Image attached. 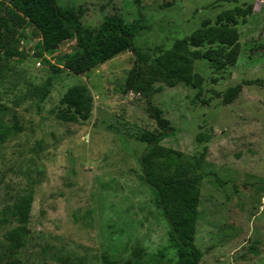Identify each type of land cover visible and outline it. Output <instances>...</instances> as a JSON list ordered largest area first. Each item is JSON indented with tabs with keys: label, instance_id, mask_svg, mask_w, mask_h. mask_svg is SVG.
<instances>
[{
	"label": "rangeland",
	"instance_id": "1",
	"mask_svg": "<svg viewBox=\"0 0 264 264\" xmlns=\"http://www.w3.org/2000/svg\"><path fill=\"white\" fill-rule=\"evenodd\" d=\"M249 2L252 14L237 26L235 65L217 69L202 58L195 61L198 86L153 85L163 127L128 85L133 51L79 75L63 68L79 49L75 39L39 58L38 30L31 23L18 29L12 44L25 57L0 53V123L17 129L0 144V212L28 190L35 194L24 247L7 240L16 223L0 227V264H176L175 249L161 262L151 259L169 246V228L140 162L148 145L141 136L164 129L172 134L158 144V169L180 157L202 175L201 264H264V0H57L81 9L93 29L109 16L133 23L134 45L150 54ZM76 84L90 90L91 115L63 120L70 110L60 100ZM237 85L242 90L227 99Z\"/></svg>",
	"mask_w": 264,
	"mask_h": 264
},
{
	"label": "trees",
	"instance_id": "2",
	"mask_svg": "<svg viewBox=\"0 0 264 264\" xmlns=\"http://www.w3.org/2000/svg\"><path fill=\"white\" fill-rule=\"evenodd\" d=\"M5 0H0L3 5ZM4 14L0 13V53L8 58L25 57V52L12 44L18 29L31 23L40 33L36 56L44 58L58 45L68 39H75L78 50L69 54L63 68L75 74H86L96 66L116 55L131 50L135 55V65L128 81L129 87L144 96L159 126L165 119L161 110L152 104L153 85L162 82L169 87L180 83L198 86L195 61L206 58L217 69L235 65L240 56V33L238 24L247 20L253 12V3L226 9L218 13L214 20L205 19L191 34L176 39L168 49H156L145 53L134 45L135 26L116 16L106 17L96 29L85 26L79 11L73 7H61L57 0H8L4 4ZM208 46L207 50L204 48ZM53 72L62 67L50 64ZM242 85L230 88L225 97L235 98ZM60 103L70 112L59 115L68 121L89 119L93 97L88 87L76 84L67 89ZM16 127L0 123V144L16 132ZM172 133L168 129L160 132L147 131L141 136L148 143L146 152L140 158L144 180L153 189L157 204L169 228V246L153 254V261H163L166 249L177 252L176 264H201L204 252L195 243L199 218L201 174L180 158H167L163 170L158 169L156 157L158 144ZM34 190L24 193L12 206L0 212V227L16 223L8 230L6 237L12 249L25 246L29 233ZM141 254V249L137 250ZM135 264H140L136 261Z\"/></svg>",
	"mask_w": 264,
	"mask_h": 264
},
{
	"label": "water",
	"instance_id": "3",
	"mask_svg": "<svg viewBox=\"0 0 264 264\" xmlns=\"http://www.w3.org/2000/svg\"><path fill=\"white\" fill-rule=\"evenodd\" d=\"M169 132H170V130H168ZM141 159H142V157H141Z\"/></svg>",
	"mask_w": 264,
	"mask_h": 264
}]
</instances>
